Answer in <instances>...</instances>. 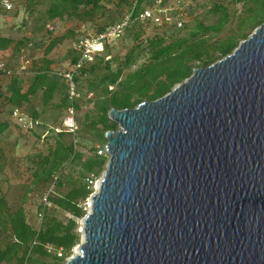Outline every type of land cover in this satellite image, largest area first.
Here are the masks:
<instances>
[{
    "label": "trees",
    "instance_id": "16d2710c",
    "mask_svg": "<svg viewBox=\"0 0 264 264\" xmlns=\"http://www.w3.org/2000/svg\"><path fill=\"white\" fill-rule=\"evenodd\" d=\"M22 7L32 19L30 36L18 40L0 37V56L12 48L13 57L28 60L27 69L37 67V71L24 87V72L17 69L20 65L13 68L0 58V76L7 79L0 86V264H65L80 244L77 222L85 217L84 204L93 193L88 181L99 177L108 160L98 149L106 145V133L118 129L110 112L158 100L189 78L194 69L206 68L232 53L264 23V0H23ZM202 7L213 23L206 25L193 16ZM156 8L170 9L171 22H166L163 14L160 25L140 19L142 11ZM0 16L16 17L15 6L9 11L0 9ZM127 16L117 37L123 44H131L113 55L110 40L104 41L91 60H82L73 74L76 98L70 99L68 82L61 72L51 70L53 62L48 55L66 40L73 41L68 55L72 68L81 59L83 41L77 39L80 33L76 29L55 35L56 28L72 22L88 25L94 30L88 38L97 39ZM27 18L21 26L27 25ZM178 20L182 21L180 27ZM51 22L54 26L48 30ZM150 27L155 32L145 36ZM36 48H43V56L35 59ZM140 59L144 61L138 66ZM87 81L105 87L104 96L93 102L82 95ZM37 96L41 97V110H32L28 117L39 124L25 133L45 147L26 158L23 171L16 155L18 140L10 143L6 138L11 125L22 134L11 121L12 111H23ZM85 104L92 108L80 120L75 109L81 110ZM70 107L77 126L74 133L62 124ZM48 108L58 110V117L63 115L61 121L56 117L52 125L41 122L40 115ZM82 150L90 153L84 161ZM36 196L42 200L36 204L33 224L26 204ZM65 213L71 218L60 220L58 215Z\"/></svg>",
    "mask_w": 264,
    "mask_h": 264
},
{
    "label": "water",
    "instance_id": "95a60500",
    "mask_svg": "<svg viewBox=\"0 0 264 264\" xmlns=\"http://www.w3.org/2000/svg\"><path fill=\"white\" fill-rule=\"evenodd\" d=\"M109 118L106 170L65 264H264V23Z\"/></svg>",
    "mask_w": 264,
    "mask_h": 264
},
{
    "label": "rangeland",
    "instance_id": "374dc122",
    "mask_svg": "<svg viewBox=\"0 0 264 264\" xmlns=\"http://www.w3.org/2000/svg\"><path fill=\"white\" fill-rule=\"evenodd\" d=\"M22 1L23 0H11L12 5L15 6V10L17 11L16 17L13 18L11 16H5V17L0 16V37L12 38L14 40H18V39L22 38L23 36H27V37L30 36L31 30H32V19L27 18L26 15L24 14L23 7H22ZM205 4L207 7L210 6L209 2L205 1ZM41 8L43 10V7H41ZM240 9H241L240 6H237V9H236L237 12H239ZM167 12L169 13L170 9H167ZM205 15L207 18H204V20H203V16H205ZM193 16L198 17V20L203 21L206 25H209V24L213 23V21H214L212 19V17H210L209 15L206 14L204 7L196 9ZM25 18H27L26 19L27 25L25 27H23V26H21V23ZM190 18H192V16ZM158 25H160V23H158ZM53 26H54V23L51 22L48 24L47 29L50 30V29H52ZM68 28L76 29V31L80 33V35L77 36V39H80L83 41V46L85 47V49L89 48V46H92L93 48H95V50H98V48L96 46H93L96 39H89L90 36H93L94 30L91 27H89L88 25L76 24L74 22L65 23V24L60 25L58 28H56L57 30L55 31V35L63 34L65 32V30H67ZM154 32L155 31L150 27L149 29L146 30L145 36H147V35L151 36V35H153ZM183 33H186V32H183ZM117 36H118V34H116V31H113V32L108 33V35L106 36V39L101 40L102 46L104 44V41L110 40L111 45L113 46V48H112V54L113 55L118 54L122 50L124 45L128 46L131 44L129 41L125 42V44H123L121 42V38H118ZM72 42L73 41H71V40H66L61 46L56 47L48 55V58L51 59L53 62L52 66H51V70H53L54 72H58V73H60V72L64 73L70 69V67L68 66V64H69L68 55H69L70 47H71V45H73ZM86 45H87V47H86ZM101 45H99V50L102 49ZM93 48L89 49L91 51L88 53L89 57H90V59H88V60H91V58H92L91 56L95 52ZM77 49H79V48H77ZM81 51H82V49H81ZM28 53L29 54L31 53L30 50L28 51ZM12 55H13V50H12V48H9V50H7L2 55L3 58L1 56H0V58L3 61L7 60L8 62H10L11 67H13V68L20 65L17 69L21 73L24 72V73H22V79L24 81L23 86L27 87L31 81L32 75L37 71V67L30 68V71H29V69H27V68H29V65H30L28 60L23 59V61H22L21 59L13 57ZM33 56L35 59L42 57L43 56V48H36V50H34V52H33ZM143 61H144V59H140L137 62V65L139 66V64H141ZM1 63H2V61H0V64ZM6 82H7V79L0 76V86H3ZM104 88L105 87H103L102 85L94 86V83H92L90 81L83 82L82 95H87V97L91 101L94 102L98 98H101L104 96V91H103ZM110 88H111V90L113 89V87H110ZM91 108H92V105H86V104L82 106L81 110H79L76 107V109H75L76 117L81 120L83 115L86 112L90 111ZM32 110H36L37 112H40V110H41V97L40 96H37L30 105H26L25 108L23 109V112L27 116H29V114L32 112ZM56 117H57V120L61 121L63 115L61 117H58V110L48 108V110L45 113L40 115L39 120L41 122H45V123L52 125V122L54 121V118H56ZM11 121H12V123H16L15 119L12 115H11ZM78 127L80 128V126H78ZM15 140H18V144H19L16 148V155L21 160V169L24 171L26 169V158L28 156H32L33 154H35L38 151H44L45 146H44V144H42V142H36L34 137H32L30 134L25 133V130H22V134H21L20 131L16 127H14V125H11V127L8 131V136L6 138V142L12 143ZM98 150H101V153L104 154L105 153V146L102 149L99 148ZM82 153L84 155L83 161L86 160L90 156V153L87 150H82ZM101 153H98V154H101ZM107 162H108V160H107ZM106 165H107V163H106ZM106 165L104 166V170L101 172L99 177L93 181L94 182L92 185L93 193L98 191V188H99L98 184H99V182L103 176L104 171L106 170ZM87 166H89L88 163H87ZM26 177H27V174L25 173L24 177L21 180L23 181ZM14 196H19V195L14 194ZM42 196H44V195H42ZM89 198L86 200V202L84 204L85 205L84 209L86 211V214L89 212V206H90L89 205ZM41 200H42L41 197L38 198L36 196L33 198V200L30 197L29 201L26 204V209L28 212V218L33 224H35L34 212L36 210V204L38 203V201H41ZM58 218L60 220L64 221L66 218H71V215L68 213H65V214L58 215ZM77 223H78L77 231L80 235V243H81L82 239H83V232H82L83 219L78 220ZM76 248H77V246L73 250V255L76 253Z\"/></svg>",
    "mask_w": 264,
    "mask_h": 264
},
{
    "label": "built area",
    "instance_id": "2783aa9c",
    "mask_svg": "<svg viewBox=\"0 0 264 264\" xmlns=\"http://www.w3.org/2000/svg\"><path fill=\"white\" fill-rule=\"evenodd\" d=\"M191 1L192 0H187V2H191ZM12 8H13V5H12L11 0H0V9L9 11ZM161 14H163V16H164L163 18L166 22H171L170 20H172V18L168 14L167 9H160V8L151 9V10L147 9V10L142 11V13L140 14V19L144 20V21H151L154 24H158V23L161 24L162 23ZM127 20H128V16L125 17V21L122 24L115 27L110 32L116 31V34H118L119 31L121 30V28H123L124 25L126 24ZM177 26L178 27L181 26L180 20L177 21ZM107 35L108 34L100 36L99 38H97L95 43L93 44V46L98 47V45H101V40L106 39ZM86 47H87V45H86ZM91 48H93V47L89 46V48L85 49V47L83 46L80 61L74 67H72L68 71L62 73L64 79H66L68 82L70 99L76 98L75 87L73 84V74L75 73V70L80 66V62L82 60L90 59L88 53L91 51V50H89ZM93 49H94V51L99 50V49L95 50V48H93ZM1 69H3L2 63L0 64V70ZM67 112H68V115L64 118L62 124L69 132L74 133L77 130V126H76L75 121H74V109L72 107H70V108H68ZM12 116L14 117L16 124L21 128V130H25V132L35 129L39 124L38 121H33L23 111L18 110V109H14L12 111ZM56 131H59V130H56ZM98 153H101V152H98ZM105 154H106V152H105ZM93 181H94V179H92V177H91L90 180L88 181V183L92 186L94 183ZM44 201H45V199H44ZM49 251H50V248H49ZM57 255L60 256V253H58Z\"/></svg>",
    "mask_w": 264,
    "mask_h": 264
},
{
    "label": "bare ground",
    "instance_id": "6f19581e",
    "mask_svg": "<svg viewBox=\"0 0 264 264\" xmlns=\"http://www.w3.org/2000/svg\"><path fill=\"white\" fill-rule=\"evenodd\" d=\"M97 48H99V45H98V47ZM99 185V184H98ZM89 208H90V206H89Z\"/></svg>",
    "mask_w": 264,
    "mask_h": 264
}]
</instances>
